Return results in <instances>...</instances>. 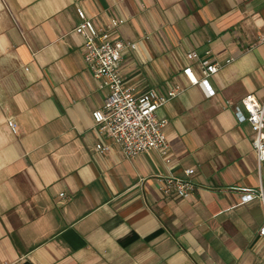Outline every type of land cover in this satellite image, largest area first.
I'll return each instance as SVG.
<instances>
[{
  "label": "crops",
  "instance_id": "1",
  "mask_svg": "<svg viewBox=\"0 0 264 264\" xmlns=\"http://www.w3.org/2000/svg\"><path fill=\"white\" fill-rule=\"evenodd\" d=\"M77 9L97 27L125 20L114 33L137 44L120 68L129 87L184 88L159 112L170 163L128 159L96 128L108 91ZM194 51L232 60L212 98L183 74ZM248 94L264 101V0H0V264H264V207L243 202L264 188V163L234 111ZM191 169L192 198L159 191Z\"/></svg>",
  "mask_w": 264,
  "mask_h": 264
},
{
  "label": "built area",
  "instance_id": "2",
  "mask_svg": "<svg viewBox=\"0 0 264 264\" xmlns=\"http://www.w3.org/2000/svg\"><path fill=\"white\" fill-rule=\"evenodd\" d=\"M80 23L75 31L85 38L84 58L101 90H107L108 96L102 108L93 112L96 128L102 135L110 136L124 151L126 157L135 160L150 151H156L170 163L171 146L165 129L169 125L167 118L159 117V112L176 100L185 91L181 86H174L166 92L149 89L136 92L129 87L121 74L123 55L127 49L135 50L137 44L117 38L115 31L125 20L112 21L107 26L97 27L84 10L77 9ZM190 64L183 70L191 86L199 87L212 98L216 95L211 80L232 60L222 64L212 58V52L201 57L197 52L187 55ZM193 63H197L200 72H196ZM240 124L249 123L254 132L253 146L259 164L264 163V101L254 94H248L242 106L235 108ZM10 128L17 134V126L10 120ZM108 148L97 145V151L104 153ZM196 171H186V179L177 177H159V191L167 198L190 199L200 188L195 179ZM247 195L243 202L259 199L264 207V188L258 191L245 189ZM264 237V228L260 233Z\"/></svg>",
  "mask_w": 264,
  "mask_h": 264
}]
</instances>
